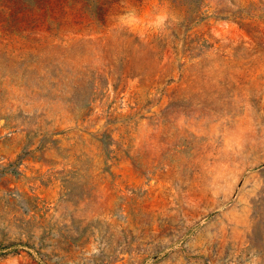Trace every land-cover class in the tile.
<instances>
[{
	"label": "rangeland",
	"instance_id": "obj_1",
	"mask_svg": "<svg viewBox=\"0 0 264 264\" xmlns=\"http://www.w3.org/2000/svg\"><path fill=\"white\" fill-rule=\"evenodd\" d=\"M97 1L0 0V264L264 256V0Z\"/></svg>",
	"mask_w": 264,
	"mask_h": 264
},
{
	"label": "clouds",
	"instance_id": "obj_2",
	"mask_svg": "<svg viewBox=\"0 0 264 264\" xmlns=\"http://www.w3.org/2000/svg\"><path fill=\"white\" fill-rule=\"evenodd\" d=\"M176 19L175 13L166 5L160 4L149 13H141L135 7H129L116 18V24L121 29L146 33H160L167 29L169 23ZM246 264H264V256L252 250Z\"/></svg>",
	"mask_w": 264,
	"mask_h": 264
},
{
	"label": "trees",
	"instance_id": "obj_3",
	"mask_svg": "<svg viewBox=\"0 0 264 264\" xmlns=\"http://www.w3.org/2000/svg\"><path fill=\"white\" fill-rule=\"evenodd\" d=\"M170 3L174 7L179 6L183 7V11L185 14L191 15L198 11L199 6L202 3V0H162ZM81 6L84 10L88 8V6H94L95 14L101 15L103 13V2L95 1V0H80ZM87 7V8H86Z\"/></svg>",
	"mask_w": 264,
	"mask_h": 264
}]
</instances>
